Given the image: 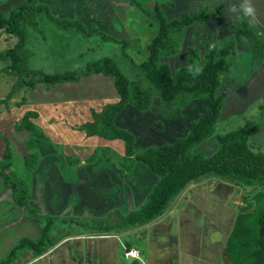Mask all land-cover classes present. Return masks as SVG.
Wrapping results in <instances>:
<instances>
[{
    "label": "rangeland",
    "instance_id": "obj_1",
    "mask_svg": "<svg viewBox=\"0 0 264 264\" xmlns=\"http://www.w3.org/2000/svg\"><path fill=\"white\" fill-rule=\"evenodd\" d=\"M23 1L25 0H0V11L8 13ZM39 1L49 5L55 16L79 20L87 27L98 28L118 41L128 40L129 46L124 47L122 42L104 41L95 35L84 37L65 31L43 16L37 19L36 25L27 27L28 39L24 50L25 68L49 75L73 71L105 57L112 58L130 81L141 79L143 85L153 93L152 107L145 113H139L135 106L128 104L116 117V125L134 135L136 153H141L151 146L172 144L188 135L191 122L199 119L202 114L200 102L192 101L182 112L179 111L178 106L164 105L157 90L130 60L132 58L135 63L146 60L148 44L157 32V28L151 26L152 20L138 6L130 5L128 0H80V3H77V0ZM138 1L148 11H153L159 4L169 19L181 18L185 12H199L202 9L213 11L218 5L232 4L231 0H212L201 6L190 5L187 8L185 1H180L174 7L168 6V0ZM253 3L257 10L255 24L264 33V0H253ZM235 17L227 12L224 14V19H210L204 25L191 27L185 35L180 53L175 57L163 59V62H168L175 72L186 65L189 46L200 49L204 53V41L214 43L235 34L234 27L239 24L238 22L235 25L236 22L232 20ZM18 40L16 36L0 30L1 160L5 162L4 155L8 144L12 152L9 158L10 167L6 173L13 175L12 181L14 178L23 181L22 192L30 191V195L28 193L29 207L40 212L34 220L37 219L44 225L49 218H56L50 232V244H55L68 235L114 232L115 237H120L122 242L126 240L140 243L141 249L136 248L140 254L138 255L139 264H148V258L155 254L149 238L151 226L120 229L122 233L131 234L126 238L121 236L120 231H115L119 229L114 227L123 215L140 211L145 206L148 195L159 178L141 162L136 163L132 173L124 170L123 141H106L97 137L85 140L83 133L73 129L75 124L81 125L91 121L90 107L99 111L105 105L115 103L114 100L119 101L114 78L102 73L83 78L79 83L54 84L41 81L38 73L34 78L30 74L27 76L22 74L20 77L9 70L13 60L1 56L2 53H6L17 45ZM236 40L237 53L230 57V61L237 60V65L223 79L219 90V94L226 95L220 120L215 127L214 135L195 149L196 152H203L206 156H212L219 149L216 140L218 133L236 130L248 122H253L250 136L251 148L256 152L264 151L262 111L264 63L259 65L250 59L248 54L240 56V53L248 51L249 44L242 37L236 36ZM22 78L26 81L33 79L34 83L30 82L26 85ZM37 110L43 114L44 119H51L49 124L57 129L55 132L53 129H47V134H44L50 141H37L31 149L27 147V143L34 139V136L27 131L19 132L15 127L28 112H34L37 115L32 120L36 124L35 120L40 116ZM46 120L45 124L48 122ZM33 152L37 154L38 160L36 167L29 169L25 166L24 159L26 155ZM0 170L4 171L5 165L0 167ZM12 181L8 184H12ZM220 183L214 178L188 187L174 200L165 214L154 222V225L163 223L168 230L172 228L174 231L168 235L167 243L170 245H167L165 249L169 252L168 248H171V244L174 243L178 248V260L182 261L181 264H195L193 261L199 251V255L204 251L205 255L211 252L210 263L220 264V254L217 252L219 248L217 250L208 248L202 252L196 250L194 246L189 249L185 244H190V240L195 235L194 239L200 238L207 244L212 242L210 245L213 246L212 238L216 233L214 226L211 228L209 224L218 225L217 221L222 219L219 213L215 212L217 196L210 193H213ZM196 186L203 187L208 193L205 194V208L200 211L206 218L201 221L202 225L208 227L205 231L196 225L195 220L191 222L190 213L186 215V226L181 220V214L185 211L184 205L191 200L189 191ZM6 188L11 190L7 183ZM31 190L34 193V202L30 201ZM262 190L264 186L259 188L236 186L234 193L230 196L228 194V200L222 204V217H225L227 221L233 220L234 223L240 211L253 204L254 195ZM7 192L12 193V190ZM209 197L211 200L208 199ZM12 208L13 206L9 203L0 204V250L7 247L6 251H8L21 239L29 236L30 233L26 229L34 231L33 226H22V223H18L17 230L14 231L12 217L2 218V214ZM26 209L29 212L27 214L30 215L29 209ZM199 232L200 235L197 234ZM124 249V245L119 247V255L125 263L129 264L133 259L126 257L125 252L128 250ZM1 256L4 257L0 254ZM28 257L26 255L24 259Z\"/></svg>",
    "mask_w": 264,
    "mask_h": 264
},
{
    "label": "trees",
    "instance_id": "obj_2",
    "mask_svg": "<svg viewBox=\"0 0 264 264\" xmlns=\"http://www.w3.org/2000/svg\"><path fill=\"white\" fill-rule=\"evenodd\" d=\"M129 3L138 6L152 20L151 26L157 28L156 34L148 44L146 60L135 63L131 58L132 64L143 73L145 79L157 90L164 105L168 107L178 106L179 111L182 112L192 101L198 100L202 107L200 118L191 122L186 137L180 138L172 144L151 146L141 153L135 151L136 139L134 135L126 129L119 128L115 121L128 104L135 106L139 113H145L152 107L153 93L143 85L141 79L130 81L121 72L114 59L105 57L73 71L49 75L25 68L24 50L28 39L27 27L36 25L39 17H47L61 29L84 37L95 35L104 41L122 42L124 47L129 46V41H118L98 28L87 27L79 20L59 18L52 13L49 5L40 3L39 0H25L13 7L8 13L0 11V30H5L7 34H12L19 39L17 45L1 55L13 60L9 69L12 73L19 76L30 74L33 78L38 73L41 81L54 84L79 83L83 78L102 73L114 78V86L119 101L107 104L100 112L92 109L93 120L80 125L76 130L85 132L88 137L123 141L125 145L122 163L124 170L132 173L136 163L141 162L159 178L148 195L145 206L140 211L123 215L120 222L114 227L119 229L115 231H120L121 234V230L143 227L157 221L170 208L174 200L192 183L198 184L214 178L221 182L215 191L210 193L217 196L215 208H221L222 204L226 203L229 198H227L228 194L230 196L234 193L236 186L250 188L264 186V151L256 152L250 146L253 122H248L243 127L227 133H218L216 140L219 149L212 156H206L203 152L195 151L197 146L214 135L215 127L220 120L226 95L219 94V90L222 87L223 79L237 65V60L230 61V57L237 53L236 36L246 39L249 44L248 51L240 53V56L248 54L250 59L261 65L264 63V33L262 30L256 24H250L247 18H240L239 24L236 26V36L230 35L214 43L204 41V53L200 49L189 46L186 65L174 72L172 66L168 62H163V59L177 56L187 31L195 25H204L207 20L219 19L225 5L216 6L213 11L202 9L199 12H185L181 18L169 19L159 4L155 6L153 11H148L138 0H129ZM168 6L174 7V3L168 0ZM124 54L128 56L126 52ZM21 80L26 85H29L30 82L34 83L33 79L26 81L22 78ZM262 111L264 114V106H262ZM36 117L34 112H28L15 127L19 132L27 131L34 136V139L27 143V147L31 149L37 141H50L42 129L32 121ZM11 155V148L8 144L4 155L5 162L0 161V167L5 165V170H0V176L5 177L8 187L11 188L15 205L20 208H28L34 219L40 214L29 207L30 191L22 192L23 181L18 178H14L12 181L13 175L6 173L10 167L9 158ZM37 160V154H31L25 158V166L34 169ZM9 181H12V184L9 185ZM189 194L191 200L186 204L185 211L181 214L182 224H185L186 215L190 213L192 215L191 222L195 220L196 225L205 231L208 227L202 225L201 221L204 217L200 211L205 208V194L208 193L204 191L203 187L196 186L189 191ZM208 199L211 200V197ZM252 200L253 204L243 208L234 223L233 220H229L224 225L225 228L229 229L233 223L232 231L226 242V255L233 264H264V190L257 192ZM215 212L219 213L217 210ZM55 219L49 218L44 225L35 219L41 227L40 236L35 240L21 239L2 259L0 264H28L45 254L50 247V232L56 222ZM209 225L213 228V224ZM150 228L149 238L155 254L148 258V264L177 262V246L173 243L171 248H168L169 252L165 249L167 245H170L167 243V237L171 235V232H174L172 228L168 230L163 223L153 225ZM197 234L200 235V232ZM106 235H116V233L108 232ZM194 236L190 246L200 250L199 246L204 242L200 238L199 240L194 239ZM226 236L224 233L223 238L226 239ZM107 242L109 254L113 252L116 254L120 247L117 240L110 239ZM88 243L90 245L96 244L97 250L101 249L102 246H107L97 239L88 240ZM124 245L127 250L141 249L140 243L125 241ZM251 249L252 251H250ZM89 250L91 251V247L88 245L86 253L88 257H91ZM199 253L200 251L198 256ZM26 255L29 257L24 259ZM97 257L100 260L106 257L102 249ZM139 263L138 260L131 262V264ZM102 264L106 263L102 261Z\"/></svg>",
    "mask_w": 264,
    "mask_h": 264
},
{
    "label": "crops",
    "instance_id": "obj_3",
    "mask_svg": "<svg viewBox=\"0 0 264 264\" xmlns=\"http://www.w3.org/2000/svg\"><path fill=\"white\" fill-rule=\"evenodd\" d=\"M180 1H185V4H187V8H189L190 5L201 6L202 4L211 2L212 0H173L172 2L174 3V5H178V3ZM80 2H81L80 0H77V3H80ZM128 2H129V0H128ZM231 2L237 3L236 0H231ZM224 5H225V8L222 11V13L220 14L219 19H224V14H226L228 12L229 5L228 4H224ZM232 20H234L236 22L235 25H237L238 22L240 21V18L235 17ZM234 28H236V27H234ZM233 35H236V33ZM114 101H115V103L118 102V100H114ZM90 109L92 110L94 108L90 107ZM102 109L99 110L98 112L102 111ZM56 110L57 109H55V111ZM55 111H53V112H55ZM37 112H39V114H40L38 119L35 120L37 126H39L45 134H47V132H46L47 129H50V130L53 129V131L55 132L57 127H52L49 124L51 119L46 120V119H44V116L40 111L37 110ZM45 120L48 121V122H46V124H45ZM92 120L93 119H91V121ZM79 126H80V124L79 125L75 124L73 126V129L76 130V128ZM76 131H78V130H76ZM79 132H81V131H79ZM81 133L84 134L85 140H86V138H95V137H88L85 132H81ZM97 138H100V137H97ZM100 139H102V138H100ZM102 140H104V139H102ZM106 141H109V140H106ZM31 154H34V152L26 155L25 157H28ZM0 161H2L1 157H0ZM1 177L2 176H0V204H8L9 203L13 206V208L10 209V211H5L2 214V218L5 219L8 217H12V219H13L12 224L14 225V231L17 230L16 227H17L18 223H22V226L23 225H27L29 227L33 226V228H34V231L32 230L33 232L28 231L27 229H26V231L28 233H30L29 236H32L34 238H31L29 236H27L25 238H30L33 240L37 239L41 234L40 225L35 222V220L31 216V214L30 215L27 214L29 212L27 211L26 208H19L18 206L15 205V203L12 200V193L7 192V191H11V190L6 188L5 178L4 177L1 178ZM33 194H34L33 190H31V197H30L31 202H34V199H35V198H33ZM185 206H186V204L184 205V208H185ZM221 209L222 208H215V210H217V212L220 213L219 216H221L220 218L222 219V221L218 220L217 221L219 223L218 225L213 224V226H214L213 229H214V232L216 233L214 238H212V240H214L213 246L210 245L212 242L207 244L204 241V243L200 244L199 247H200V250L202 252L204 249H208V248L213 249V250H217L219 248L217 252H219V254H220V264H233L232 262H230L228 260L227 255H226V248H227L226 242H227L228 237L230 236V233H231L233 227L231 228V230H230V228L229 229L225 228L224 225H225V223H226L225 221H227V219L225 217H222ZM38 210H39V207H38ZM223 215H224V213H223ZM26 218L29 220L26 221L27 220ZM204 219H206V218L204 217ZM10 228H12V227H10ZM17 233H19V232H17ZM35 233H36V235H35ZM112 233L115 234L114 232H112ZM224 233H226V235H227L226 239L223 238ZM92 234L89 233V234H83V235L82 234L68 235L63 239H60L57 243L50 244V247H49L48 251L45 252V254H43L42 256L32 260L28 264H97L98 261H96V259L93 260L91 257H88L87 253H86L87 246L90 245L88 243V240L92 241L94 239L100 240L101 242H103L102 244L107 245V246L101 247V249L104 252L106 257H103L101 260H100V258L97 257V259L100 260V262L103 261L106 264H127V263H125V261L122 260V257L119 255V249L116 251V254L114 252L112 254H109L108 242H107L110 239H115V240H117L119 246H123L125 244L126 240L124 242H122L120 237H115V235H106V234H108V231L107 232H96V233H92ZM127 235H131V234L125 232L121 236H124L123 238H126ZM189 240H190V238H189ZM68 243H70V244H68ZM66 244H68V245H66ZM185 244H186V246L189 247V249L191 248V246H190L191 240H190V244L189 243H185ZM64 245H66V246H64ZM0 246H1V244H0ZM6 249H7V247L0 250V254L4 255V257L7 255L8 251H9V250L6 251ZM125 249H126V247H125ZM133 250H136V249H133ZM128 251H130V250H128ZM77 253L79 254V257L77 256ZM204 253H205V251L202 254H200L199 256L195 257L194 258L195 260L193 262H195V264H213V263H210L211 261L209 260V256L212 255L211 252L206 253V255ZM194 255H196V254H194ZM1 257H0V263H1L2 259L4 258V257H2V258ZM134 260H137V259H133L132 261H134ZM181 262L182 261H180V260H178L177 262L172 261V262H170V264H181ZM129 264H131V263H129Z\"/></svg>",
    "mask_w": 264,
    "mask_h": 264
},
{
    "label": "clouds",
    "instance_id": "obj_4",
    "mask_svg": "<svg viewBox=\"0 0 264 264\" xmlns=\"http://www.w3.org/2000/svg\"><path fill=\"white\" fill-rule=\"evenodd\" d=\"M228 12L237 18H247L250 24L257 22V10L253 0H238L237 3L230 4Z\"/></svg>",
    "mask_w": 264,
    "mask_h": 264
},
{
    "label": "flooded vegetation",
    "instance_id": "obj_5",
    "mask_svg": "<svg viewBox=\"0 0 264 264\" xmlns=\"http://www.w3.org/2000/svg\"><path fill=\"white\" fill-rule=\"evenodd\" d=\"M12 200H13V199H12ZM13 202H14V201H13ZM19 208H20V207H19ZM141 228H142V227H141ZM121 235H123V233H122ZM89 247H91V251L89 250V251H90V254L92 255L91 258H92L93 260L96 259V261H98L97 264H102V262H100V260L97 259V254L99 253V251H100L101 249H98V250H97V246H96V244L89 245ZM12 248H13V247H12ZM12 248H11V249H12ZM11 249H10V250H11ZM10 250H9V251H10ZM9 251H8V252H9ZM7 254H8V253H7ZM77 256L79 257V254H78V253H77Z\"/></svg>",
    "mask_w": 264,
    "mask_h": 264
},
{
    "label": "built area",
    "instance_id": "obj_6",
    "mask_svg": "<svg viewBox=\"0 0 264 264\" xmlns=\"http://www.w3.org/2000/svg\"><path fill=\"white\" fill-rule=\"evenodd\" d=\"M125 255L128 259H139V252H137L136 250H130V251H126Z\"/></svg>",
    "mask_w": 264,
    "mask_h": 264
},
{
    "label": "water",
    "instance_id": "obj_7",
    "mask_svg": "<svg viewBox=\"0 0 264 264\" xmlns=\"http://www.w3.org/2000/svg\"><path fill=\"white\" fill-rule=\"evenodd\" d=\"M192 185L195 186L194 183H192L191 186H192ZM157 221H158V220H157ZM157 221H156V222H157ZM153 225H154V222L151 223V224H149V225L143 226L142 228H147V227H150V226H153Z\"/></svg>",
    "mask_w": 264,
    "mask_h": 264
}]
</instances>
